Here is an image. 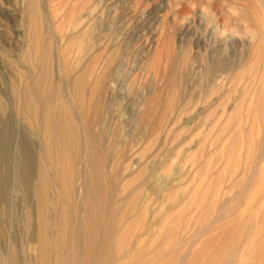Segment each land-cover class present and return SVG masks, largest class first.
Listing matches in <instances>:
<instances>
[{
  "label": "rangeland",
  "instance_id": "374dc122",
  "mask_svg": "<svg viewBox=\"0 0 264 264\" xmlns=\"http://www.w3.org/2000/svg\"><path fill=\"white\" fill-rule=\"evenodd\" d=\"M255 1L0 0V264H39L29 188L47 142L14 97L21 71L38 74L20 53L32 8L50 42L47 89L59 88L78 127L103 134L114 154L99 180L114 183L115 200L127 198L116 209L128 226L110 263L203 264L238 247L235 264H264L253 251L264 241V83L255 78L264 73V12L255 14ZM76 67L84 113L70 91ZM78 166L83 177L86 158ZM81 176L71 188L78 207ZM227 227L238 234L227 238Z\"/></svg>",
  "mask_w": 264,
  "mask_h": 264
},
{
  "label": "bare ground",
  "instance_id": "6f19581e",
  "mask_svg": "<svg viewBox=\"0 0 264 264\" xmlns=\"http://www.w3.org/2000/svg\"><path fill=\"white\" fill-rule=\"evenodd\" d=\"M253 9L255 14L259 11L264 12V0L255 1ZM26 24L28 25V43L20 53L23 61L30 64L38 74L32 77L25 71L20 72L19 81H15L14 97L17 104L15 109H18L19 114L47 142L39 151V171L35 182L29 188L36 199L38 219L37 230L32 237L36 243L35 245L30 243V248L35 251V261L37 260L39 264H49L50 257L54 264H111V253L114 247L119 245L117 244L119 235L128 226L126 213L116 209L117 202L125 203L127 198L115 200L114 194L117 189L114 183L99 180L103 178L102 176L107 177V167L114 154L108 153L111 157H107L106 148L102 142L103 134L93 137L91 132H84L83 128L78 127L74 113L69 110L71 107L59 97L62 94L59 88L47 89L48 86H52L54 79V72L51 69L52 53L50 42L43 38L41 33L36 8H32ZM242 61H246V58H242ZM17 69L20 71L19 67ZM68 73L71 77L69 84L72 98L81 113L88 112L91 108L84 105V70L76 67L70 69ZM259 75L260 79H257ZM255 78L258 80V85L264 83V73H255ZM84 133L87 136L84 138V140L87 139L86 141L82 138ZM84 158H86L87 169L84 171L85 174L82 172L84 174L82 177L78 165ZM79 175L82 178L80 177L77 186L81 190L82 205L78 207L71 200L73 195L71 188L77 182L74 178ZM163 182L164 180H160V189L164 187ZM235 198L242 199V195L237 193ZM50 211L56 212V220L46 216V213ZM77 213H83V218L73 222V214ZM30 216L32 215H27L28 218ZM27 224L29 225L28 220ZM117 224L120 228L114 227ZM52 227H54L53 230H51ZM223 233L227 238L231 236L230 234H238L230 227H227ZM258 244H262L260 249L253 251L263 258L264 241ZM237 251L238 247H235L228 256L222 255L216 260L213 257L210 258L212 256L210 254L203 264H235L236 259L233 257ZM7 260L11 264H18L13 258L8 257ZM30 262L27 261L28 264ZM132 262L136 264L135 260ZM239 263L242 264V261ZM247 264L256 263L252 261Z\"/></svg>",
  "mask_w": 264,
  "mask_h": 264
}]
</instances>
